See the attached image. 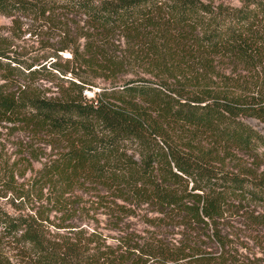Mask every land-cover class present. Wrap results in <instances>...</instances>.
<instances>
[{
  "label": "trees",
  "instance_id": "trees-1",
  "mask_svg": "<svg viewBox=\"0 0 264 264\" xmlns=\"http://www.w3.org/2000/svg\"><path fill=\"white\" fill-rule=\"evenodd\" d=\"M0 14L63 32L25 54L0 41V121L55 148L42 160L45 147L27 145L41 160L34 192L48 184L65 219L74 186L106 190L113 231L51 232L0 205V264H20L4 238L25 264H264L241 249L244 224H217L233 203L264 200L261 179L227 160L264 165V129L246 119L264 123V0H0ZM140 207L170 224H120ZM245 225L262 229L264 250V224Z\"/></svg>",
  "mask_w": 264,
  "mask_h": 264
},
{
  "label": "rangeland",
  "instance_id": "rangeland-1",
  "mask_svg": "<svg viewBox=\"0 0 264 264\" xmlns=\"http://www.w3.org/2000/svg\"><path fill=\"white\" fill-rule=\"evenodd\" d=\"M212 3H220L225 6L238 5L241 0H209ZM72 24L75 22L71 21ZM57 23L51 20L43 21L23 15L6 16L0 14V41L9 46L10 54H25L41 44V40L56 42L63 38V32L59 33ZM74 27V25H71ZM48 39V40H47ZM68 56L69 51L61 53ZM131 76L128 74L127 77ZM40 89L45 88L50 92L55 87L45 79H39L36 84ZM50 90V91H49ZM91 93V92H89ZM249 123L257 128L264 129V123L254 117L246 118ZM42 139L23 128H8L6 123L0 121V205L5 206L10 211L15 212H35L42 217V224H46L51 232L55 230L53 224H76L77 228H98L112 241L113 231L105 228L106 224H111L108 205L111 203V194L106 190H98L92 185L74 186L64 196L67 197V204L72 207L69 216L61 219L62 211L54 209L52 203L53 190L47 184L43 189V194H37L33 189V179L35 170L41 165L40 159L27 160V145L33 144L36 147H45ZM41 159H46L55 151L54 147L46 146L40 149ZM236 156L228 158V164L240 165L241 171L248 170L249 176L261 179L264 184V165L257 164L258 160L243 152H233ZM18 161L16 164L15 161ZM7 162V163H5ZM51 198V199H50ZM234 206L225 210L224 217L217 224H244L241 236L246 247H242L248 255L262 256L264 250L257 245L256 238L263 239L262 229L253 225L264 224L260 217L264 216V200H244L241 203H233ZM134 213L125 217L120 224H170L149 221V217H154L156 213L145 212V208H134ZM39 212V213H38ZM147 213V214H146ZM96 228V229H97ZM257 228V229H256ZM256 229V231L254 230ZM57 231V230H56ZM62 231V230H61ZM254 235V237L252 236ZM4 251L10 258L20 264H25L27 256L20 251L15 243L4 238Z\"/></svg>",
  "mask_w": 264,
  "mask_h": 264
}]
</instances>
